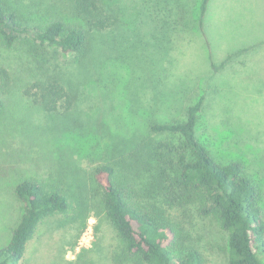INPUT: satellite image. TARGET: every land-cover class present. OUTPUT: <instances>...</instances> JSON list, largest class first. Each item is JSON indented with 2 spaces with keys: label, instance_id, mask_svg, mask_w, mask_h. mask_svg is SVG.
I'll return each mask as SVG.
<instances>
[{
  "label": "rangeland",
  "instance_id": "1",
  "mask_svg": "<svg viewBox=\"0 0 264 264\" xmlns=\"http://www.w3.org/2000/svg\"><path fill=\"white\" fill-rule=\"evenodd\" d=\"M9 1L26 11L32 3L51 9L30 11L33 24L58 12L70 15L66 0ZM200 2L120 0V25L97 37L83 60L54 47L38 49L46 70L57 66L63 73L74 103L69 111L48 112L18 92L7 98L0 112V247L22 216L14 195L21 181L56 184L71 209L39 224L22 264H122V244L98 205L93 170L114 165L134 181L133 194L141 200L139 179L146 173L135 175L128 165L142 162L150 145L175 139L151 132L150 125L183 121L187 107L202 97V139L218 159L243 163L261 191L264 215V0H211L204 21L208 44L195 28ZM24 51L0 41V65L13 72L27 60ZM167 215L203 264H228L227 233L215 217L194 208ZM257 254L264 264V254Z\"/></svg>",
  "mask_w": 264,
  "mask_h": 264
},
{
  "label": "trees",
  "instance_id": "2",
  "mask_svg": "<svg viewBox=\"0 0 264 264\" xmlns=\"http://www.w3.org/2000/svg\"><path fill=\"white\" fill-rule=\"evenodd\" d=\"M210 1L201 0L195 21V28L206 43L204 21ZM65 3L70 15L58 12L39 25L31 23L27 15L30 11L36 15L51 11L41 7L43 3L29 4L33 10L26 11L15 8L9 0H0V41L8 49L22 46L27 59L16 63L13 72L0 65V112L7 98L16 92L34 107L48 112L72 109L74 99L64 85L63 73L57 66L46 70L44 61L38 59V49L54 47L83 60L96 49L97 37L120 25L124 9L120 0ZM31 62L36 65L34 68H22ZM203 103L202 97L188 106L183 121L150 125L151 132L173 136L175 142L165 140L150 145L142 162L128 165L129 172L135 175L146 173V178L139 179L141 200L133 194L136 189L130 183L134 181H129L114 165L101 164L93 170L99 190L98 205L122 244V264H203L201 253L184 243L181 227L167 215L170 210L187 212L192 208L202 217H215L227 233L228 264H263L257 254L259 250L264 254L261 191L241 161L218 159L211 143L202 139L199 114ZM14 195L23 212L9 241L0 247V264H22L39 224L71 209L67 194L45 180L25 179L17 184Z\"/></svg>",
  "mask_w": 264,
  "mask_h": 264
}]
</instances>
